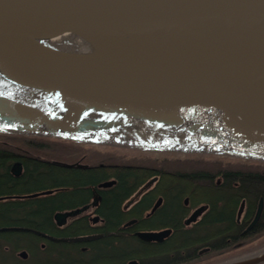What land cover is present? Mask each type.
I'll return each instance as SVG.
<instances>
[{"label": "water", "instance_id": "obj_1", "mask_svg": "<svg viewBox=\"0 0 264 264\" xmlns=\"http://www.w3.org/2000/svg\"><path fill=\"white\" fill-rule=\"evenodd\" d=\"M58 35L79 48L45 43ZM0 77L50 101L0 95L2 131L149 141L163 125L264 158V0H0Z\"/></svg>", "mask_w": 264, "mask_h": 264}, {"label": "flooded vegetation", "instance_id": "obj_2", "mask_svg": "<svg viewBox=\"0 0 264 264\" xmlns=\"http://www.w3.org/2000/svg\"><path fill=\"white\" fill-rule=\"evenodd\" d=\"M6 148L29 157L38 156L29 148ZM81 155L79 160L57 163L82 169L102 168L106 171L105 176L76 189L75 196L69 201L52 208L49 219L39 221L41 226L27 224L29 220L26 217L33 215L30 206L35 208L36 204L23 202L55 195L60 190L69 191L71 187L0 194V203L22 201L21 204L11 205L7 212L0 210V264H20L22 261H28L27 264H118V258L121 264H176L230 248L249 238L250 234L264 229V206L258 220L247 229L255 217L259 198L263 196L257 198L254 207L251 206L243 195L239 181L225 177L227 172H235L227 165L221 166L218 173H212L208 194L204 196L198 194L197 186L190 188L189 181L184 178L167 177L159 164L93 162L87 160L85 153ZM51 161L56 162L54 159ZM8 165L13 176L18 177L25 171V165L19 158L10 159ZM261 168L250 170L263 173ZM18 169L19 174L16 173ZM239 169L249 170L246 167ZM128 170L135 174L124 177L126 190L117 205L121 219L111 220L104 202L110 192H120L122 184L118 172L127 173ZM46 190L51 191L42 192ZM34 192L41 193L26 196ZM231 194L239 195L233 222L227 216L230 215ZM24 207L27 209L24 210ZM200 207L196 218L185 223ZM72 210L76 211L64 217L56 216L57 212ZM161 217L173 220H156ZM161 230H168L161 239H145L139 235V232ZM181 241L187 243L179 245ZM157 244L159 246H154Z\"/></svg>", "mask_w": 264, "mask_h": 264}, {"label": "trees", "instance_id": "obj_3", "mask_svg": "<svg viewBox=\"0 0 264 264\" xmlns=\"http://www.w3.org/2000/svg\"><path fill=\"white\" fill-rule=\"evenodd\" d=\"M2 135L6 136H12V133H1ZM0 134V135H1ZM18 138H26L27 141L25 142L26 146H29L31 148H39L44 146V143L38 142L37 140L43 139L40 136L35 135H22L17 136ZM46 139V138H44ZM30 140V141H29ZM3 147V148H1ZM6 143L4 145H0V194H6V193H27L36 191L38 189L42 188H49V187H60V186H69L71 189L69 191L60 190L55 195L45 196V197H39L36 199H27V201L23 203H35L36 207L31 208L32 214L29 215L26 221L28 225H33L35 227L41 226L42 223L39 221L44 220L46 221L49 219V216L51 215L52 208L63 205L65 202L69 201L71 197H74L75 190L81 187L82 185L88 184L89 182L94 181L97 178L104 177L106 174V171L104 169H82L78 168L76 166L73 167H67L61 163L52 162L51 159L46 158L44 156H32L29 157L27 155H22L17 152V150L7 149ZM12 147H16L13 145ZM46 148V146H44ZM27 148V147H26ZM12 158H19L23 161L25 165V171L18 177L13 176L10 173V166L8 165L10 159ZM57 161V160H56ZM219 163L222 162V160L218 161ZM223 163V162H222ZM226 165V164H224ZM223 166V165H222ZM227 166H230L235 172H227L225 174V177L227 179H236L239 181V186L244 192L243 195L246 196L251 206H255L257 203V198L259 196L264 197V170L261 171L263 173H260L259 171H252L250 168H258L259 164H251L247 165V163H237V164H231L227 163ZM242 167L249 168V170L242 171L239 168L242 169ZM214 166L212 167V169ZM215 168H219V166H216ZM238 168L237 170H235ZM218 169H215L216 171ZM128 170L126 172H118V177L121 181V189L120 192H110L107 198V200L104 202L106 209L110 213L111 220L121 219L120 213L118 211V206L120 204V200L124 195V191L126 190V185L124 183V177L127 175L133 174ZM143 173V172H142ZM148 173V172H147ZM213 172L207 171V170H200L195 168L192 172L182 173V174H175L177 177L184 178L185 180L189 181V187L197 186L198 194L206 196L208 194V183L211 178H213L212 175ZM135 174V173H134ZM138 175V173H136ZM239 195L231 194L230 197V209L228 210L230 212L229 218L232 221L234 219V207L236 203L238 202ZM22 201L14 200L9 201L5 203H0V210L3 212H7L11 205L15 204H21ZM24 210L27 209V207L23 208ZM264 209V208H263ZM264 215V213H263ZM157 221L161 222H170L173 219L171 217H161L159 219H156ZM153 222V220L151 221ZM233 222V221H232ZM111 224V223H110ZM174 241L171 242L173 244ZM187 241H181L179 245L186 244ZM154 246H159L154 245ZM118 264H121L120 258H118ZM264 264V263H263Z\"/></svg>", "mask_w": 264, "mask_h": 264}, {"label": "rangeland", "instance_id": "obj_4", "mask_svg": "<svg viewBox=\"0 0 264 264\" xmlns=\"http://www.w3.org/2000/svg\"><path fill=\"white\" fill-rule=\"evenodd\" d=\"M1 133H12V136L2 135ZM0 145L6 143L7 146L29 148L40 156L54 159L60 162H69L79 160L81 154L88 156L87 160L93 162L99 161H128L132 163H152L160 166L165 170L167 177L176 176L175 172L187 173L192 172L195 168L207 170L216 174L222 165L227 163L237 164L240 162L259 164L264 169V158L255 155H236L231 152H219L209 148H199L194 146L169 145V144H147L145 146L139 142L130 140H82L64 135H35L43 139L37 140L44 143L39 148L26 146V138H18L22 135H34L18 133L11 131H2L0 129ZM46 138V139H44ZM30 141V140H29ZM150 143V142H149ZM183 146V147H181ZM181 147V148H180ZM193 151V152H191ZM190 152V153H188ZM222 160V162H218ZM84 161V160H83ZM214 168L212 169V167ZM219 166V168H215ZM230 167V166H229ZM231 168V167H230ZM215 169H218L214 171ZM175 246V245H174ZM177 247V246H175ZM185 248V247H184ZM264 249V229L254 232L238 242L236 245L221 249L218 252H212L193 259L182 260L176 264H218L251 255ZM28 261H22L20 264H27ZM170 263V262H169Z\"/></svg>", "mask_w": 264, "mask_h": 264}, {"label": "bare ground", "instance_id": "obj_5", "mask_svg": "<svg viewBox=\"0 0 264 264\" xmlns=\"http://www.w3.org/2000/svg\"><path fill=\"white\" fill-rule=\"evenodd\" d=\"M45 43L53 47H57L59 49L60 48L62 49L79 48L78 43L74 39H71L68 36H64V35H58L53 38H50L49 40H46ZM0 95H4L7 97L10 96V98H12L13 100L19 103L32 106V107H36V108H40V106H44L50 103V101L45 95H42L41 93L34 91L32 89H29V88L11 86L6 81H4L1 77H0ZM150 127L151 128L148 130H150L151 132L150 135H152L151 140L148 141V140L140 139L138 140V141H141L140 143L142 144L158 143V144H169V145H175V146L183 145L187 147L194 146V147H199V148L204 147V148H209V149L219 148L220 150H228V151H233L236 153H243L244 155L249 153L247 151L240 150L233 146L232 147L220 146V145L212 144L207 141H201V140L192 139V138L190 139L187 136L177 135L179 137H176V134L174 133L176 131L167 126L160 125L159 127L158 126H150ZM66 136H70V135H66ZM72 137H76L79 139L81 138V137H77L73 135ZM125 137L127 138V136H124L122 138L125 139ZM81 139H87V138H81ZM118 139H121V138L119 137ZM99 140H106V137H102V139H99Z\"/></svg>", "mask_w": 264, "mask_h": 264}]
</instances>
